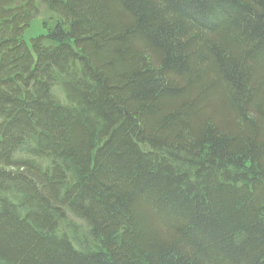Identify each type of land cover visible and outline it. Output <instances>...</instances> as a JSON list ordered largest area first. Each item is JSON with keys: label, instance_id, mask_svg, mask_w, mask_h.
Returning a JSON list of instances; mask_svg holds the SVG:
<instances>
[{"label": "trees", "instance_id": "16d2710c", "mask_svg": "<svg viewBox=\"0 0 264 264\" xmlns=\"http://www.w3.org/2000/svg\"><path fill=\"white\" fill-rule=\"evenodd\" d=\"M0 264H264V0H0Z\"/></svg>", "mask_w": 264, "mask_h": 264}, {"label": "rangeland", "instance_id": "374dc122", "mask_svg": "<svg viewBox=\"0 0 264 264\" xmlns=\"http://www.w3.org/2000/svg\"><path fill=\"white\" fill-rule=\"evenodd\" d=\"M44 32L41 18H36L31 22L30 27L25 30L24 39L31 47V40L44 34Z\"/></svg>", "mask_w": 264, "mask_h": 264}]
</instances>
